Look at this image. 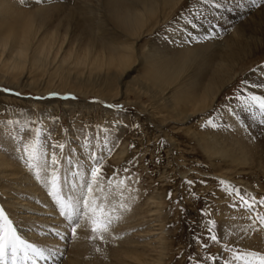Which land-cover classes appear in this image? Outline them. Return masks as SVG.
<instances>
[{
  "label": "rangeland",
  "instance_id": "rangeland-1",
  "mask_svg": "<svg viewBox=\"0 0 264 264\" xmlns=\"http://www.w3.org/2000/svg\"><path fill=\"white\" fill-rule=\"evenodd\" d=\"M77 1L82 4L81 0H68L66 6L73 7ZM13 3L27 11L45 6L42 0H13ZM220 4L222 7L217 8L205 0H183L176 7L159 9V14L135 40V65L127 78L121 77L114 87L95 82L76 83L66 78L67 74L84 79L80 66L73 71L75 75L71 71L61 74L58 85L62 83L69 91H42L26 86L13 90L9 84L0 83V151L2 158L6 157L4 160L9 159L19 167L23 164L36 181L43 182L45 175L37 177L34 174L37 169H29L24 155V145L34 139L35 129H40L47 160L56 152L61 160H78L87 168L95 163L89 159L94 152L102 157L101 164L109 176L117 170V179L125 178L129 173L122 170L127 168L134 178H139L138 183L129 181L136 191L129 193L125 189L127 207L117 208L114 215L119 219L103 234V240L89 239L90 224L86 234L78 233V238L85 239L82 247L88 253L83 263L243 264L232 260L233 256L247 251L264 253V225L257 218L258 214L264 215V206L256 204L253 211H248L240 207L242 202L235 192L231 195L228 192V187H232L246 190L257 200L264 197V153L249 147L243 136L247 132L252 135L256 129L264 130V115L256 106L243 102L255 94L251 76L264 72V53L244 61L237 67L233 81L210 106L184 121L177 112L187 114L190 109H173L164 97L157 98L151 91H145L138 80L144 72L141 59L146 51L180 39L174 36L179 31L188 34L193 29L195 13L207 11L227 20L224 3ZM28 76L31 80L40 79L39 84L48 77L40 72ZM11 79L14 82L17 76ZM76 85H81L83 92L76 90L79 88ZM209 120L215 127H202ZM249 139L252 142L253 137L246 140ZM57 143L64 145L63 150L52 147ZM48 170L49 175L51 169ZM188 180L194 184L189 186L185 183ZM221 180L227 181L228 186L221 185ZM46 193L49 194L47 189ZM3 202L0 189V209L4 210ZM233 202L237 207H232ZM7 216L15 228L16 221ZM208 220L215 221L213 233L206 227ZM65 232L59 252L63 255L56 264L65 259L69 245L78 239L72 238L67 223ZM211 234L218 237V242L210 241ZM17 235L21 236L18 232ZM125 252L131 257L123 256ZM36 260L38 257L33 255L32 260L17 264H38Z\"/></svg>",
  "mask_w": 264,
  "mask_h": 264
},
{
  "label": "bare ground",
  "instance_id": "bare-ground-1",
  "mask_svg": "<svg viewBox=\"0 0 264 264\" xmlns=\"http://www.w3.org/2000/svg\"><path fill=\"white\" fill-rule=\"evenodd\" d=\"M42 1L45 6L27 11L17 8L13 0H0V83L9 84L10 89L26 86L42 91H69L62 83L58 85L61 74L71 71L75 75L73 71L78 66L84 79L67 74L66 78L76 83L95 82L114 87L117 80L127 78L137 61L134 43L143 28L159 9L176 7L183 0H81L82 4L77 1L73 7L66 6L68 0ZM257 1L251 4L242 0H217L224 3L227 20L198 10L188 34L176 31L174 36L180 39L148 47L141 59L144 72L138 78L142 88L157 98L164 97L173 109H190L187 114L177 112L183 121L206 110L233 81L237 67L264 53V0ZM32 72L48 77L39 84L40 79L29 78ZM12 76H17V80L13 82ZM251 77L255 94L264 95V87H256L264 85V72L258 71V75ZM76 86H79L76 90L83 92L81 85ZM243 136L249 147L264 153V130L256 129L252 135L247 132ZM250 137L252 142L246 140ZM2 156L0 151V189L5 214L16 221V233L24 240L44 250L46 255L52 249L59 257L67 222L59 214L55 197L46 193V189L52 191V171L46 176L48 180L43 176V182L36 181L23 164L19 163V167ZM43 159L47 160L45 155ZM72 162L79 164L78 160ZM63 167L67 169L69 165L65 163ZM85 229L78 228V233L86 234ZM83 241L80 238L73 241L59 264H85L84 256L88 253L82 247ZM129 255L125 252L123 256ZM36 262L54 264L52 259L45 261L39 257Z\"/></svg>",
  "mask_w": 264,
  "mask_h": 264
},
{
  "label": "snow or ice",
  "instance_id": "snow-or-ice-1",
  "mask_svg": "<svg viewBox=\"0 0 264 264\" xmlns=\"http://www.w3.org/2000/svg\"><path fill=\"white\" fill-rule=\"evenodd\" d=\"M206 3L212 4L215 7H222V4L217 0H205ZM251 4H255L256 0H249ZM256 87H264V85H257ZM245 103L256 106L260 113L264 115V95L250 94L246 97ZM115 107V106H113ZM11 123V121H9ZM204 126H213V121H207ZM40 129H35L34 139L24 145V155L27 157V166L29 169H37L34 173L37 176L48 175V169H51L52 191L50 196L55 197V203L59 210V214L67 222L73 239L78 238V228H88L90 224V231L92 239L103 240V234L106 233L112 226L113 222L119 219L114 215L117 208L125 209L127 205L124 203L126 199L125 189L129 193L136 191L129 181L134 183L139 182L138 177L131 175L130 169H123L124 173H129L128 176L122 179H117L119 173L113 170L111 176L104 171V165L101 164L102 157L96 153H90L89 159L94 161L90 167L76 164L69 159L66 162L61 160L56 152H53L49 160L43 159L46 151L45 144L40 142ZM45 142L47 137H44ZM161 146L164 141H160ZM53 148L63 150V144L52 145ZM67 163L70 167L65 169L63 165ZM73 167L76 169L73 170ZM189 186L194 182L191 180L185 181ZM221 185L228 186L227 181H219ZM228 192L231 195L233 192L239 196L240 207L248 211H253L256 204L264 206V197L257 200L251 193L246 190L228 187ZM169 198L171 193L169 192ZM232 207H237L233 202ZM203 212V210H202ZM261 225H264V215H257ZM251 219V217H249ZM82 221L84 222L82 225ZM206 227L209 233H213L215 221L208 220ZM199 240V237H197ZM210 241L218 242V237L215 234L209 236ZM207 247V245H201ZM99 251V249H97ZM33 254L42 260L52 259L54 264L59 257L56 251L48 249V255L45 251L37 248L32 243L27 242L21 236L17 235L13 222L5 214L3 209H0V264H17L18 261H28L33 259ZM60 253L59 256H62ZM211 259H217L211 257ZM234 261H242L243 264H264V253L259 251H247L235 254L232 258ZM226 264H232V261H226Z\"/></svg>",
  "mask_w": 264,
  "mask_h": 264
}]
</instances>
